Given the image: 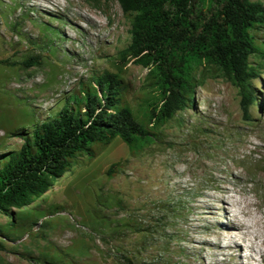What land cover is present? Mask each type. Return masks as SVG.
Here are the masks:
<instances>
[{
  "label": "rangeland",
  "instance_id": "rangeland-1",
  "mask_svg": "<svg viewBox=\"0 0 264 264\" xmlns=\"http://www.w3.org/2000/svg\"><path fill=\"white\" fill-rule=\"evenodd\" d=\"M254 37L264 40V26ZM128 44L116 0H0V155L18 149L15 133L54 115L77 85L116 73ZM146 72L129 62L120 75L134 115ZM252 86L246 121L237 90L206 76L190 106L148 130L157 136L141 150L114 139L93 158L82 153L28 207L0 214V264H264L256 247L264 236V70ZM224 182L234 193L223 199ZM242 197L260 223L237 215L247 226L239 248L228 252L226 238L225 249L202 244L239 223L233 202Z\"/></svg>",
  "mask_w": 264,
  "mask_h": 264
},
{
  "label": "trees",
  "instance_id": "trees-1",
  "mask_svg": "<svg viewBox=\"0 0 264 264\" xmlns=\"http://www.w3.org/2000/svg\"><path fill=\"white\" fill-rule=\"evenodd\" d=\"M117 2L130 29L129 44L116 55V73L103 71L77 85L54 115L29 133H15L22 144L0 155L1 215L28 207L82 153L93 158L114 139L130 151L149 145L157 133L148 130L187 108L205 76L222 77L237 88L241 117L247 120L255 100L251 81L264 70V40L254 37L264 25V6L251 0ZM251 55L258 60L255 67L248 65ZM129 62L147 70L135 115L120 78ZM27 63L39 65L34 58Z\"/></svg>",
  "mask_w": 264,
  "mask_h": 264
},
{
  "label": "bare ground",
  "instance_id": "bare-ground-1",
  "mask_svg": "<svg viewBox=\"0 0 264 264\" xmlns=\"http://www.w3.org/2000/svg\"><path fill=\"white\" fill-rule=\"evenodd\" d=\"M230 192L234 193V190L227 187L225 185V182H224L218 187V189H217L218 195L217 196H220L221 198L224 199L225 198L224 195L227 193H230ZM217 196H208V197L209 198H217ZM241 199L242 200H235L234 199L235 201L233 202V205H237V206H239V208L237 207V212H235V213L232 212L233 220H237L239 223L236 225L233 223H229L226 226H224V228H222L221 230H217V229L215 230L214 229L211 233H212V236L214 238H216V241L218 243L215 242L216 243L215 244L214 242L211 243L212 241L211 242L204 241V242H202V244H206V245L208 244L210 246H216L219 249H225V246H221V244H219V242L221 239L226 238V239L230 240V246L226 247V250L228 252L231 251L232 248H234V249L239 248V246L235 242V238L239 239L240 236L242 235L241 229L247 228V226H246L245 221L238 219L237 215H242V216H246V217H252L254 215L255 222L260 223L259 219H257V217L255 215L256 212L253 209L254 204L246 197H242ZM231 232H233L234 235H232ZM191 241H195V240L191 239ZM256 247H257L258 252L260 253V257L264 256V236L262 237V239L260 240V242L258 243V245ZM226 255H228V253Z\"/></svg>",
  "mask_w": 264,
  "mask_h": 264
},
{
  "label": "clouds",
  "instance_id": "clouds-1",
  "mask_svg": "<svg viewBox=\"0 0 264 264\" xmlns=\"http://www.w3.org/2000/svg\"><path fill=\"white\" fill-rule=\"evenodd\" d=\"M251 1H252V0H251ZM116 2H117V0H116ZM253 2H259V0H256V1H253ZM259 3H260V2H259ZM117 4H118V2H117ZM260 4H261V3H260ZM262 6H263V5H262ZM118 7H119V4H118ZM119 9H120V7H119ZM120 12H121V10H120ZM121 15H122V13H121ZM122 17H123V16H122ZM123 18H124V17H123ZM124 19H126V18H124ZM126 20H127V19H126ZM127 21H128V20H127ZM128 23H129V22H128ZM263 26H264V25H263ZM129 29H130V25H129ZM259 30H260V29H259ZM122 50H123V49H122ZM251 56H252V55H251ZM249 57H250V56H249ZM249 57H248V59H249ZM255 59H256V58H255ZM256 60H257V59H256ZM257 61H258V60H257ZM257 61H256V62H257ZM256 62H255V63H256ZM248 65H249V62H248ZM249 66H250V65H249ZM250 67H255V64H254L253 66H250ZM259 70H263V69L259 68V69H258V72H259ZM257 76H258V75H257ZM205 77H206V76H205ZM218 78H222V77H218ZM256 78H257V77H256ZM256 78H255V79H256ZM222 79H224V78H222ZM255 79H254V80H255ZM224 80H225V79H224ZM225 81H226V80H225ZM200 83H201V82H200ZM228 83H229V82H228ZM229 84H230V83H229ZM198 86H199V85H198ZM231 86H232V85H231ZM251 86H252V81H251ZM233 87H234V86H233ZM252 87H253V86H252ZM234 88L237 90L236 87H234ZM195 89H196V88H195ZM254 90H255V89H254ZM194 91H195V90H194ZM237 94H238V90H237ZM238 97H239V96H238ZM254 97H255V92H254ZM192 98H193V97H192ZM254 101H255V100H254ZM191 103H192V102H191ZM238 103H239V102H238ZM190 105H191V104H190ZM190 105H189V106H190ZM251 105H252V104H251ZM251 105H250V106H251ZM250 106H249V107H250ZM249 107H248V108H249ZM239 108H240V107H239ZM185 109H186V108H185ZM178 112H179V111H178ZM247 113H248V110H247ZM174 115H175V114H174Z\"/></svg>",
  "mask_w": 264,
  "mask_h": 264
},
{
  "label": "water",
  "instance_id": "water-1",
  "mask_svg": "<svg viewBox=\"0 0 264 264\" xmlns=\"http://www.w3.org/2000/svg\"><path fill=\"white\" fill-rule=\"evenodd\" d=\"M13 215V213L12 212H10V216H12Z\"/></svg>",
  "mask_w": 264,
  "mask_h": 264
}]
</instances>
